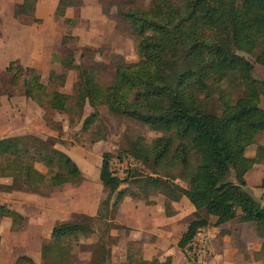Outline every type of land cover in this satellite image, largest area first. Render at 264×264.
<instances>
[{
  "label": "trees",
  "instance_id": "obj_1",
  "mask_svg": "<svg viewBox=\"0 0 264 264\" xmlns=\"http://www.w3.org/2000/svg\"><path fill=\"white\" fill-rule=\"evenodd\" d=\"M35 1L22 0L15 15L27 24H40L34 16ZM81 7L82 0H58L54 16L64 18L68 9L79 12ZM101 13L132 40L137 56L135 63L113 56L108 83H101L96 62L77 63L70 35L61 38L60 73L49 74L53 90L42 83L36 68L19 60L10 61L3 73L22 97L48 112L104 106L112 115L161 133L151 144L138 137L130 150L102 154L98 179L107 195L97 219L115 215L126 198L146 205H153L156 195L170 202L186 199L194 211L177 242L185 258L192 259L203 229L230 222L251 224L261 239L259 254L264 255V207L244 189L245 176L264 163V146L256 144L258 136H264V76L255 72L256 65L264 69V0H152L148 5L144 0H106ZM70 71L76 72L73 96L57 90ZM96 118L91 114L82 128ZM57 143L34 135L1 138L0 192L48 197L53 189L80 183L81 171ZM252 146L255 154L248 158L245 151ZM125 157L148 166L151 175L132 169L119 178L110 163ZM231 171L234 181L228 179ZM5 179L10 182L2 183ZM210 217L215 218L212 223ZM3 218L10 219L11 232L26 225L24 216L0 204V221ZM83 228L82 221L55 222L40 244V262L24 254L14 264H76L72 239ZM110 253L98 241L91 246L87 264H108ZM123 264L172 263L137 259L128 249Z\"/></svg>",
  "mask_w": 264,
  "mask_h": 264
},
{
  "label": "rangeland",
  "instance_id": "obj_2",
  "mask_svg": "<svg viewBox=\"0 0 264 264\" xmlns=\"http://www.w3.org/2000/svg\"><path fill=\"white\" fill-rule=\"evenodd\" d=\"M105 1L82 0L79 12L68 9L64 18H59L54 16L58 0H36L34 16L40 19L41 23L27 24V19L15 15L22 0H0V139L23 135H34L41 139L52 137L58 142L55 147L66 153L82 174L80 183L66 184L53 189L48 196L50 198L49 207L53 206V211L50 210L51 213H47L50 215L48 219L38 223L33 221L32 224L25 225L18 232H11L9 226L0 225V264H14L20 254L35 258V262L39 263L40 244L49 237L57 221H82L83 223L82 233H78L72 239L76 264H87L91 257V246L98 241L104 242L113 251L114 258H110L108 264H119V253L124 250L129 249L135 256L138 255V247L131 246L126 241L128 228L123 225L129 216L128 210H125L126 207L116 218V214H110L108 220L97 219L98 206L107 195L98 179L101 158L105 152L116 156L123 150H130L131 143L138 137L143 138L145 143L151 144L153 139L161 136V133L152 131L128 118L112 115L104 106L92 108L85 105L82 111L75 109L69 113L60 114L48 112L46 107H39L33 101L22 97L17 88L12 87L3 75L10 61L19 60L25 67L36 68L42 83L48 86L49 91L53 90L54 87L48 83L49 74L51 72L60 73L61 38L64 35H70L75 38L71 47L77 63L88 65L92 61L96 62L101 83H108L112 77L110 62L113 56L123 57L126 63H135L137 56L132 40L116 30L115 21L102 15L101 10ZM151 1L144 0V3L148 5ZM66 18L70 19L69 23L64 22ZM82 57L83 60H81ZM255 72L259 78L264 76V69L257 65ZM75 82L76 72L70 71L63 87L57 90L73 96ZM70 107H74V102H71ZM91 114H96L97 118L87 129L82 128L85 119ZM256 140V144H264L263 135H259ZM253 149V146L247 149L245 156L252 158L250 154ZM110 167L119 178H123L127 171L132 169L143 176L151 175V169L148 166L126 157L123 161L114 158L111 160ZM36 168L42 173L47 172L44 166L36 165ZM256 173L260 172L254 171L251 174ZM228 179L234 181L232 171ZM1 182L8 184L10 180L5 179ZM176 183L183 185L180 181ZM259 183L261 184V181ZM244 189L255 199L259 200L260 197L264 200V192L261 193L259 188ZM1 193L3 192H0V197ZM34 198L36 200L30 202L22 200V209L28 211V208H33L31 206L33 203L37 204L35 207L38 210V204H42V201L46 202L41 196H34ZM157 199L162 200L165 213L176 211L179 221L183 223L189 221L193 207L187 200L179 201L178 207L176 206L178 210H176V207L170 205V201L162 195H156L151 200L156 202ZM132 200L134 201L132 203H138L137 208L139 209L146 205L142 200ZM0 204H2L1 199ZM130 207L131 205L128 209ZM36 212L33 211L34 214ZM93 214L94 216H90ZM214 220V217H210L211 223ZM116 225L119 226L115 227ZM89 229L93 230V233L86 236V231ZM253 231L252 228L247 230L251 234ZM229 232L231 231L215 232V240H219L220 235L224 236ZM232 237L236 241L234 234ZM208 245L207 227L200 232L195 241V248L196 246L201 248L199 257L194 258L191 255L192 259L186 258V261L197 262L203 256L208 257ZM115 246H120V250L115 249ZM235 247V244H232L233 250ZM227 256L228 261L233 259V255L228 253Z\"/></svg>",
  "mask_w": 264,
  "mask_h": 264
},
{
  "label": "crops",
  "instance_id": "obj_3",
  "mask_svg": "<svg viewBox=\"0 0 264 264\" xmlns=\"http://www.w3.org/2000/svg\"><path fill=\"white\" fill-rule=\"evenodd\" d=\"M260 145L264 146V144ZM253 148V152H251L250 154L252 157L255 154V147ZM254 171H258L260 173L251 174ZM254 171L245 176V188L250 189L257 187L260 189V192L263 193L264 188H261V184L259 182L264 179V163L256 166L254 168ZM34 196L40 197L35 194L13 191L11 193H1L0 199L2 200V204H5L9 209L14 210L24 216L27 225L29 223L32 224L33 221L35 223H38L42 220L48 219L50 215H48L47 213H51L50 210H52L53 207H49L50 198L42 197L46 200V202L42 201V204H38V210H36L35 207V205L37 204L33 203L31 204L33 208H28V211L22 209V200H27L29 202L35 201L36 198H34ZM161 201L162 200L157 199V201L153 205L142 204L144 206H141V208L139 209L137 208L138 203H132L134 202L132 199L126 198L122 201L116 212L115 218L116 216H120L122 214V211L125 207V210H128L129 216L126 218V223L123 225L128 228V236H126L127 243L131 244L132 246L138 247V255H134L135 258L143 259L146 261L156 260L160 263L164 262L166 259H170L172 264H264V255L260 256L259 254L261 250V239L256 236L255 231H253V234L247 232L248 228L253 229V227L247 226L246 224L248 223L240 224L231 222L225 223L219 227L209 226L210 229L208 227V257L206 256L204 258L203 256L201 260H197V262H187V259L177 247V242L186 230L188 221H184V223L183 221H179V218H177L179 216L176 211L174 213H171L170 211L165 213V208L163 207V203ZM258 201L264 207V200L259 197ZM169 203L170 205H173V207H178L179 205V202ZM129 205H131L132 208L130 207V209H128ZM177 207L176 210H178ZM33 211H37L36 214H34ZM193 211L194 209L192 210V212ZM192 212L190 213V217ZM90 216H94V214ZM0 225L9 226L10 231L11 221L9 218H3L0 221ZM221 231L231 232L226 233V235L224 236L220 235V237H218L220 239L215 240L214 233H220ZM233 234L236 236V241H234L232 237ZM228 238H230V242H228ZM171 243L172 247L170 248ZM232 244H235L237 248L235 247V249L233 250L231 248ZM115 249L120 250V246H115ZM126 253L127 250L119 253V264H123ZM228 253L230 255H233V259L229 261L227 260ZM110 258H114L113 251H111L110 253ZM244 259L245 261L243 262ZM33 260L36 261L35 258Z\"/></svg>",
  "mask_w": 264,
  "mask_h": 264
},
{
  "label": "built area",
  "instance_id": "obj_4",
  "mask_svg": "<svg viewBox=\"0 0 264 264\" xmlns=\"http://www.w3.org/2000/svg\"><path fill=\"white\" fill-rule=\"evenodd\" d=\"M201 252V248H199L198 246L193 247L192 251H191V255L194 257H199V253Z\"/></svg>",
  "mask_w": 264,
  "mask_h": 264
}]
</instances>
